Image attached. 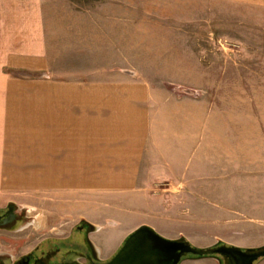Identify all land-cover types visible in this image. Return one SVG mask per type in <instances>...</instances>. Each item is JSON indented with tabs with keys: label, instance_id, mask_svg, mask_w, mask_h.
I'll return each mask as SVG.
<instances>
[{
	"label": "crops",
	"instance_id": "0c3cea01",
	"mask_svg": "<svg viewBox=\"0 0 264 264\" xmlns=\"http://www.w3.org/2000/svg\"><path fill=\"white\" fill-rule=\"evenodd\" d=\"M52 1L0 0V193L63 192L92 206L113 197H161L169 211L192 193L198 198L201 190L223 187L224 179L233 186L238 168L229 144L239 134L222 128L217 112L208 117L213 102L206 114L203 93L178 94L153 85L135 64L128 69L121 14L137 6L87 7L83 18L72 4ZM214 1L216 13L222 2L264 7V0ZM95 12L104 15L96 19ZM196 140L197 162L185 172ZM84 221L93 227L97 264L110 261L138 226L152 225L140 221L110 245L103 223ZM202 257L184 255L179 264Z\"/></svg>",
	"mask_w": 264,
	"mask_h": 264
},
{
	"label": "rangeland",
	"instance_id": "374dc122",
	"mask_svg": "<svg viewBox=\"0 0 264 264\" xmlns=\"http://www.w3.org/2000/svg\"><path fill=\"white\" fill-rule=\"evenodd\" d=\"M52 4H72L83 18L87 7L137 6V12L121 14L126 18L128 69L136 70L131 66L135 64L153 85H167L178 94L203 93L206 114L207 105L213 102L208 117L217 112L222 128L239 134L237 143L229 144L234 167L237 161V179L233 170V186L231 179H224L219 183L223 187L201 190L204 194L198 198L192 193L169 211L167 200L161 197L154 201L143 196L123 201L113 197L107 204L92 206L81 195L63 192L0 193V206L14 202L27 213L21 230L0 231V251L16 257L42 240L68 235L86 217L108 228L102 234L110 245H116L138 222L147 221L167 238L174 237L175 231L184 232L198 247L218 242L244 248L263 246L264 7L222 2L218 6L222 13H216L214 0H53ZM94 14L96 19L104 15ZM197 143L191 142L185 172L195 167L200 151ZM221 170L222 174L226 171ZM169 213L176 219H168ZM263 263L264 257L254 264ZM185 264L219 263L208 255Z\"/></svg>",
	"mask_w": 264,
	"mask_h": 264
},
{
	"label": "water",
	"instance_id": "95a60500",
	"mask_svg": "<svg viewBox=\"0 0 264 264\" xmlns=\"http://www.w3.org/2000/svg\"><path fill=\"white\" fill-rule=\"evenodd\" d=\"M82 243L80 239L78 245L82 246ZM188 253L200 257L224 255L230 264H254L264 257V245L244 248L218 242L213 246L198 247L185 237L170 239L152 226L142 224L129 234L119 252L104 264H179ZM80 254L93 262L90 254Z\"/></svg>",
	"mask_w": 264,
	"mask_h": 264
},
{
	"label": "flooded vegetation",
	"instance_id": "af4514ba",
	"mask_svg": "<svg viewBox=\"0 0 264 264\" xmlns=\"http://www.w3.org/2000/svg\"><path fill=\"white\" fill-rule=\"evenodd\" d=\"M26 216V210H20L14 202H7L6 205L0 206V231L21 230ZM92 229L89 223L81 221L68 235L42 240L16 257L5 255L0 251V264H97L94 259L92 262L88 257H81L82 262L76 260V256L81 252L88 255L92 253L93 246L89 237ZM80 239L83 240L82 246L78 245Z\"/></svg>",
	"mask_w": 264,
	"mask_h": 264
}]
</instances>
